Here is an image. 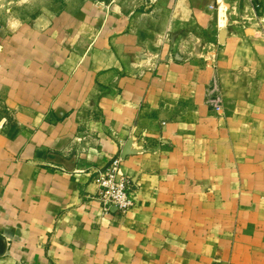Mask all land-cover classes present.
Instances as JSON below:
<instances>
[{
	"label": "crops",
	"instance_id": "crops-1",
	"mask_svg": "<svg viewBox=\"0 0 264 264\" xmlns=\"http://www.w3.org/2000/svg\"><path fill=\"white\" fill-rule=\"evenodd\" d=\"M144 3L0 25V264H264V0ZM117 154L134 205L103 212Z\"/></svg>",
	"mask_w": 264,
	"mask_h": 264
},
{
	"label": "rangeland",
	"instance_id": "rangeland-1",
	"mask_svg": "<svg viewBox=\"0 0 264 264\" xmlns=\"http://www.w3.org/2000/svg\"><path fill=\"white\" fill-rule=\"evenodd\" d=\"M144 5V0H0V25L13 27L19 23H24L30 20L33 14L44 8L59 13L65 10L66 7L70 8V11H80L85 7L90 11H95L97 14L93 21L90 20L92 27L98 30V28L105 25L107 28L112 29L115 25L114 21H116L118 27H124L125 21H127L124 16L127 12L142 11ZM221 8H224V6L222 5ZM120 13L122 16H120ZM92 23L98 26L92 25ZM221 24L224 25V22L222 21ZM78 44L80 46L87 44L84 34H80L73 43L69 42L64 46L73 50L81 48L78 47ZM3 116H5V109L3 107V96L0 94V118ZM88 121H93V118L89 115L85 118V122L88 123ZM9 131L11 132L9 129L5 130V132Z\"/></svg>",
	"mask_w": 264,
	"mask_h": 264
},
{
	"label": "built area",
	"instance_id": "built-area-1",
	"mask_svg": "<svg viewBox=\"0 0 264 264\" xmlns=\"http://www.w3.org/2000/svg\"><path fill=\"white\" fill-rule=\"evenodd\" d=\"M261 34L264 37V31ZM205 102L215 111L222 109V91L215 72L206 85ZM120 163L121 157L118 154L112 155L102 168L95 169L92 176L97 186L96 197L102 205L103 212L114 208L120 213H125L134 205L129 179L121 173Z\"/></svg>",
	"mask_w": 264,
	"mask_h": 264
}]
</instances>
